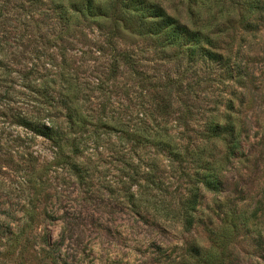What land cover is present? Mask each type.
Masks as SVG:
<instances>
[{
    "label": "rangeland",
    "instance_id": "rangeland-1",
    "mask_svg": "<svg viewBox=\"0 0 264 264\" xmlns=\"http://www.w3.org/2000/svg\"><path fill=\"white\" fill-rule=\"evenodd\" d=\"M68 1L9 0L6 9L9 44L26 51L18 61L31 66L35 45L38 64L52 73L50 56L60 62L65 50L90 121L67 132L84 147L78 155L66 148L61 162L49 140L0 118V229L28 226L18 241L0 235V264H204L189 246L210 251V264H264V0L255 11L250 0H155L190 26L198 20L223 65H189L111 0H95L106 10L96 21L79 15L64 27L57 15ZM121 51L134 63L119 61L111 74ZM231 106L239 148L225 163L226 143L205 133ZM124 125L140 131L137 139L120 133ZM155 132L180 155L153 140ZM216 174L219 190L207 189L203 180ZM196 188L198 208L188 211ZM42 237L62 240L55 254Z\"/></svg>",
    "mask_w": 264,
    "mask_h": 264
},
{
    "label": "trees",
    "instance_id": "trees-1",
    "mask_svg": "<svg viewBox=\"0 0 264 264\" xmlns=\"http://www.w3.org/2000/svg\"><path fill=\"white\" fill-rule=\"evenodd\" d=\"M111 2H113V4H119L122 8L121 10L126 14L137 17L139 21L138 29L142 30L145 35L155 37L162 45L175 47L179 57L185 58L188 64L194 62L196 58H201L223 65L222 54L207 47V45H212V39L209 37V34L203 31L204 28L200 27V24H197L199 22L198 20L195 19L192 22V26H190L182 22L179 18L169 14L166 9L155 0H111ZM250 3V11L260 9L262 6L260 0H250ZM9 4V0H0V118L4 119L1 121L2 125L5 123L6 119H10L7 124L21 126L33 134L49 140L55 147L54 160L67 162V159L70 157L66 148H69L72 154L78 155L81 153L82 147H84L83 145L80 148L79 141L75 138H69L67 132L71 133L72 130L74 131V129L78 127L85 128L87 122L90 121L88 116L84 115L80 110L79 99H81V97L79 93L82 87H80L78 73L69 65L65 50L61 51L62 58L60 62H54L55 59L50 56V62L47 64L50 66L49 68L52 69V73H47V68L44 66L45 62L42 65L38 64L41 60V52L35 45L30 48V53H36V61L33 62L31 66L28 67L25 63L21 62V60L18 61L17 59L19 57L25 56L26 51L19 52L13 50L9 44L10 35L9 31L6 29V25L9 23V16H7L9 13L6 9H8ZM105 11L104 4H97L95 0H69L67 5L63 3L60 4L57 18L60 20L62 19L63 26L67 27L72 17L75 19L78 17L77 19H79V15L81 17L88 15L93 19L92 21H96L98 17L104 16ZM189 13L196 14L192 10ZM63 29L65 28L60 30ZM210 29H212L211 26L208 30L210 31ZM25 50L27 49L25 48ZM116 53L118 58H115L111 63V74L116 72V69L119 67V61H124L127 64L134 63L133 55L130 52L121 51ZM41 66L44 67V73H41L39 69ZM39 98H41V101ZM23 106H28L29 110H24L22 108ZM229 109L231 112H228V114L222 118L223 122L219 120L210 121L205 133L209 138L213 137L214 139L223 140L226 143L228 152L223 159L225 163L228 162L233 151L239 148V135L234 120L235 117L233 118L232 114L233 107L231 106ZM125 127L127 126L124 125L120 128V133H125L130 139H137L140 131H132L128 128L124 131ZM144 130L147 129H143V131ZM145 135L147 136L148 134ZM152 136L153 140L167 148V152L170 154L172 153L173 157L180 155L179 152H174L170 149V146L166 144L167 139L164 140V137H161L159 132L152 133ZM174 150L177 151L175 148ZM70 165L73 169L78 170L77 164L71 163ZM209 167L210 171L216 173L212 166ZM78 173H80V171ZM139 174L140 173L135 170V172L129 176V179L139 176ZM144 174L147 176L149 173L143 172L142 175ZM216 175L217 179L215 176H208L203 180L207 189L212 191L219 190V176L218 174ZM134 196L133 193L130 191L128 192V198H134ZM134 201L131 202L132 205ZM198 205L199 189L196 188L192 192L190 198L185 201V208L188 211L195 212ZM185 215L182 229L183 232H189L192 230L194 218L191 214L188 215L186 213ZM249 217L255 220L256 214L252 212ZM26 219L27 222H30L31 215L27 214ZM27 229L28 226L24 225L19 228L17 233H13L10 232L9 227H7L4 230L0 229V235L10 233V240L18 241L22 238ZM210 233H214L213 230H210ZM258 237L261 238V235L258 234ZM218 239L217 237V240ZM41 241L44 244L50 245L52 255L55 254L62 240L49 243L46 238H43ZM192 251H195V255L203 253L201 262L210 264V251L202 252L201 248L195 250V248L189 246L187 252L190 253ZM195 255L194 257H197Z\"/></svg>",
    "mask_w": 264,
    "mask_h": 264
}]
</instances>
